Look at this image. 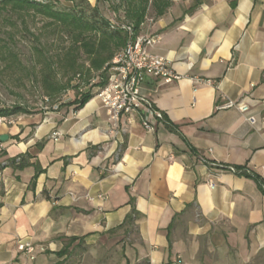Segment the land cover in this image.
<instances>
[{"label":"crops","instance_id":"crops-1","mask_svg":"<svg viewBox=\"0 0 264 264\" xmlns=\"http://www.w3.org/2000/svg\"><path fill=\"white\" fill-rule=\"evenodd\" d=\"M142 33L160 36L152 52L180 76L146 79L156 132L124 118L112 133L99 98L0 124V264H219L207 252L247 264L264 252V0H201ZM229 100L255 124L218 110ZM21 156L30 166L9 165Z\"/></svg>","mask_w":264,"mask_h":264},{"label":"rangeland","instance_id":"rangeland-1","mask_svg":"<svg viewBox=\"0 0 264 264\" xmlns=\"http://www.w3.org/2000/svg\"><path fill=\"white\" fill-rule=\"evenodd\" d=\"M130 1L143 6L142 0ZM87 2L77 5L54 0L55 13L44 8L37 11L0 7V111L23 109L6 117V123L64 112L77 98L95 91L100 78L107 77L108 64L124 47L119 40L91 27L92 11L99 12L110 33L116 32L111 28L113 22L119 26L135 25L127 18L125 0ZM169 3L167 12L158 16L151 0L138 32L151 29L162 19L170 24L181 21L195 2L169 0ZM73 10L79 11L89 25L72 18ZM117 32L127 37L124 30ZM109 56V61L104 63ZM203 256L219 264H246L233 253L207 252ZM247 264H264V252Z\"/></svg>","mask_w":264,"mask_h":264},{"label":"built area","instance_id":"built-area-1","mask_svg":"<svg viewBox=\"0 0 264 264\" xmlns=\"http://www.w3.org/2000/svg\"><path fill=\"white\" fill-rule=\"evenodd\" d=\"M113 30H124L127 34V43L118 52L106 68V78H100L92 92L94 98H99L106 109L109 121L112 124V133H118L121 121L125 118L130 124L139 121L147 132H156L164 119V114L155 103L144 93V84L148 77H153L164 84H170L180 79L171 68L165 57L156 55L152 49L161 38L155 34L139 33L134 26H119L111 23ZM235 109L247 115V121L252 125L255 119L248 114L250 107L236 101H226L218 105V110ZM6 118L0 117V124ZM234 174L252 172L249 169H238L228 166ZM210 186L215 187L211 181ZM264 192V179L261 184ZM18 250L25 253L31 260L36 258V247L31 242L20 241ZM42 251L44 249L42 248Z\"/></svg>","mask_w":264,"mask_h":264},{"label":"trees","instance_id":"trees-1","mask_svg":"<svg viewBox=\"0 0 264 264\" xmlns=\"http://www.w3.org/2000/svg\"><path fill=\"white\" fill-rule=\"evenodd\" d=\"M54 0H0V7H11L12 9L15 10H28V9H33V10H42L43 8L46 9L48 12L53 13V3ZM67 2H70L72 4H87V0H65ZM151 0H142V7H138L131 3L130 0H125V3L127 5V18L135 25V29L137 31L140 30V26L145 22V17L147 14V6L148 3ZM194 5L191 7V9L188 11L187 14H192L195 12L201 5V0H194ZM152 6L154 7L155 11L158 13V16H163L168 8L171 6L169 3V0H152ZM55 13V12H54ZM70 16L72 18H75V20H78L79 22H82L89 25V23H86L85 17H83L79 11L73 10L70 13ZM91 18H93L91 27H94L98 29L104 36H108L111 39H117L119 42H121L122 46L124 47L127 43V37H125L121 32H116L110 33L107 29L108 25L107 22L104 20H100L101 16L99 12L95 9L92 11ZM109 57H105L104 63L109 61ZM102 64H100L101 66ZM99 66V65H98ZM99 66V67H100ZM97 67V66H96ZM94 98V95L92 93L84 95L82 99H76L71 105L75 106V110L81 109L86 103H88L90 100ZM23 109L17 108L14 109L13 111H0V117H8L10 115H15L19 114L22 112ZM28 156H21L13 161L9 162L10 166L15 167L16 169H24L28 166H30V163L27 161ZM1 208V204H0Z\"/></svg>","mask_w":264,"mask_h":264},{"label":"water","instance_id":"water-1","mask_svg":"<svg viewBox=\"0 0 264 264\" xmlns=\"http://www.w3.org/2000/svg\"><path fill=\"white\" fill-rule=\"evenodd\" d=\"M7 139H8V136H4L3 135V136L0 137V141L1 142H5Z\"/></svg>","mask_w":264,"mask_h":264}]
</instances>
